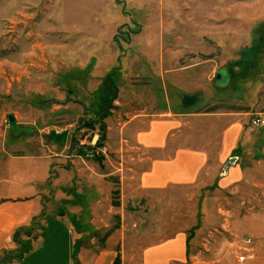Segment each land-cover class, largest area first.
I'll return each instance as SVG.
<instances>
[{"label":"rangeland","instance_id":"obj_1","mask_svg":"<svg viewBox=\"0 0 264 264\" xmlns=\"http://www.w3.org/2000/svg\"><path fill=\"white\" fill-rule=\"evenodd\" d=\"M221 67L233 75L223 89L213 83ZM186 93L198 101L182 109ZM158 110L238 122L249 139L227 158H237V180L220 185L226 159L205 185L157 203L133 193L135 179L125 184L115 169L129 147L122 125ZM8 115L33 134L13 136ZM52 131L67 132L65 144ZM180 131L195 142L191 128ZM89 148L98 155L87 158ZM34 196L43 209L15 256L47 221L67 218L83 259L73 264H109L113 253L141 264L145 247L176 237L180 264H264V0H0V197Z\"/></svg>","mask_w":264,"mask_h":264},{"label":"crops","instance_id":"obj_2","mask_svg":"<svg viewBox=\"0 0 264 264\" xmlns=\"http://www.w3.org/2000/svg\"><path fill=\"white\" fill-rule=\"evenodd\" d=\"M231 77L233 80L232 74ZM246 99L250 102L253 97L247 94L244 97ZM228 117L222 113L199 116L194 111L175 117L169 111L159 110L154 113L143 111L131 116L122 125L120 132L122 141L124 136L129 137V147L118 149L114 155L118 159L115 169L122 173L121 180L125 184L127 179H135L136 189L133 193H143L149 201L155 203L159 198H168L166 192L173 188L200 186L203 181L205 185L206 176L216 171L232 150L249 139L248 134L241 137L242 128L238 122L228 124ZM212 118L216 120L207 127L197 123L202 119ZM194 120L195 126L189 125L188 122ZM181 125L194 131L190 134H194L195 142L191 143V138L186 141L180 137ZM216 140L219 144L218 151ZM239 171L240 166L237 164L228 167L226 178L220 180V185L232 184L237 180ZM44 174L46 180L47 167ZM41 200L36 196L0 197V264H73L75 260H83L79 258L82 253L74 256L79 231L75 229L73 234L74 227L67 218L47 221L41 235L32 240L30 249L20 258L15 256L17 245L13 242V236L16 232L29 228L33 220L39 218L43 209ZM153 224L158 225L159 220H155ZM149 227L151 230L148 234L158 235L156 226L150 224ZM185 251L184 238L158 241L143 249L141 264H180L185 259ZM115 258L116 254L113 253L109 264H113Z\"/></svg>","mask_w":264,"mask_h":264},{"label":"water","instance_id":"obj_3","mask_svg":"<svg viewBox=\"0 0 264 264\" xmlns=\"http://www.w3.org/2000/svg\"><path fill=\"white\" fill-rule=\"evenodd\" d=\"M213 83L217 88H227L232 83V78L229 73V70L226 67H221L214 73ZM198 98L195 94L192 95H183L180 100V106L182 109H188L197 104ZM8 125L10 128V132L13 136H18L20 134H25L27 136H31L33 131L26 127H21L17 124L15 118L11 115L7 116ZM50 139L57 145L65 144L68 134L67 132L58 134L54 131L49 134ZM237 161V158L231 157L227 159L222 167L221 176L227 175V169L229 166H234Z\"/></svg>","mask_w":264,"mask_h":264},{"label":"built area","instance_id":"obj_4","mask_svg":"<svg viewBox=\"0 0 264 264\" xmlns=\"http://www.w3.org/2000/svg\"><path fill=\"white\" fill-rule=\"evenodd\" d=\"M263 122L259 121V120H253V125L257 126L258 124H262ZM98 155L97 151L94 149L92 150L91 148H89L88 150L85 151V156L87 158H94ZM246 259L250 260L253 259L252 255H248V256H241L238 258L239 262H244Z\"/></svg>","mask_w":264,"mask_h":264},{"label":"trees","instance_id":"obj_5","mask_svg":"<svg viewBox=\"0 0 264 264\" xmlns=\"http://www.w3.org/2000/svg\"><path fill=\"white\" fill-rule=\"evenodd\" d=\"M36 223V219L33 220V222L31 223V226L32 224ZM23 231V230H21ZM20 231V232H21ZM20 232H16L15 235L13 236V242H17V238H18V235ZM31 245L28 246L26 249H24V251H21L20 253H17V257L20 258L24 255V253H26L29 249H30ZM113 264H120V260H119V257L117 256L113 262Z\"/></svg>","mask_w":264,"mask_h":264}]
</instances>
